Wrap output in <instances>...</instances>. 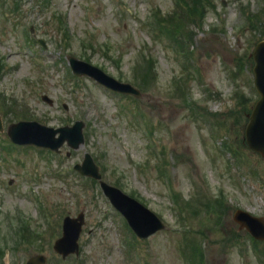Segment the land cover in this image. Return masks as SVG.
I'll list each match as a JSON object with an SVG mask.
<instances>
[{
  "label": "rangeland",
  "instance_id": "obj_1",
  "mask_svg": "<svg viewBox=\"0 0 264 264\" xmlns=\"http://www.w3.org/2000/svg\"><path fill=\"white\" fill-rule=\"evenodd\" d=\"M195 7L0 0V264H25L35 254L46 264H194L189 247L200 264H264V241L252 240L232 215L264 217V158L243 143L244 110L257 99L247 57L264 40V0ZM182 12L181 47L167 38L165 19ZM71 56L134 85L138 96L117 97L74 76ZM29 120L51 128L81 121L83 145L64 144L58 154L13 145L5 130ZM84 153L164 227L134 237L98 185L73 170ZM79 212V251L63 260L52 243L62 219Z\"/></svg>",
  "mask_w": 264,
  "mask_h": 264
},
{
  "label": "water",
  "instance_id": "obj_2",
  "mask_svg": "<svg viewBox=\"0 0 264 264\" xmlns=\"http://www.w3.org/2000/svg\"><path fill=\"white\" fill-rule=\"evenodd\" d=\"M254 58V85L259 94V99L251 111L247 126L245 128V137L247 145L254 151H257L264 158V41L256 45L252 53ZM69 66L78 76L83 74L90 76L104 87H108L115 92L123 94H133L138 96V91L132 86L123 84L114 80L112 77L103 74L97 67H93L84 61L81 62L74 57H69ZM42 100L51 104L52 101L42 96ZM82 122L76 121L72 127L63 126V128H49L40 125L34 121H19L16 124H11L7 128V136L17 145H35L45 147L51 150L58 151L64 141L72 148L76 149L83 142L81 129ZM3 126L0 122V131ZM56 134L59 136L56 138ZM80 174L86 177H92L99 181V187L103 194L109 199L111 205L117 209L125 220H127L131 230L142 239L158 232L164 226L158 217L148 208L142 206L137 200L125 195L115 187H110L105 182L101 181L97 167L94 166L91 156L86 154L81 165L75 166ZM234 221L237 222L240 228H245L249 231L252 237L264 240V219L261 217L255 218L248 213L240 210L234 212ZM62 237L54 243V250L65 258L69 253L78 252L77 240L83 222V213H79L76 218L67 216L63 220ZM46 258L42 255L30 257L26 264H45Z\"/></svg>",
  "mask_w": 264,
  "mask_h": 264
},
{
  "label": "trees",
  "instance_id": "obj_3",
  "mask_svg": "<svg viewBox=\"0 0 264 264\" xmlns=\"http://www.w3.org/2000/svg\"><path fill=\"white\" fill-rule=\"evenodd\" d=\"M190 1V0H189ZM191 2H193V4H197V3H199V4H201L202 3V0H191ZM208 2V1H207ZM206 2V3H207ZM46 3V2H45ZM164 21V20H163ZM145 63H147V64H149L148 62H145ZM146 65V64H145ZM144 65V66H145ZM148 67H150V66H148ZM193 254V256H194V253H192ZM201 258L198 256L197 257V259H196V262L198 263V264H200L201 262Z\"/></svg>",
  "mask_w": 264,
  "mask_h": 264
}]
</instances>
